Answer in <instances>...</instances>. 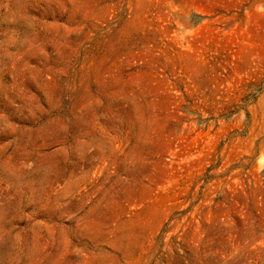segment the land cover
<instances>
[{
  "label": "rangeland",
  "instance_id": "1",
  "mask_svg": "<svg viewBox=\"0 0 264 264\" xmlns=\"http://www.w3.org/2000/svg\"><path fill=\"white\" fill-rule=\"evenodd\" d=\"M0 264H264V0H0Z\"/></svg>",
  "mask_w": 264,
  "mask_h": 264
}]
</instances>
